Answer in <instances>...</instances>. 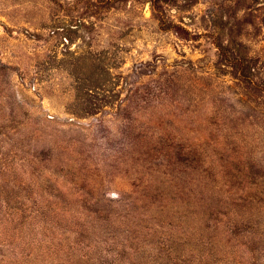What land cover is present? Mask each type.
Listing matches in <instances>:
<instances>
[{
    "label": "rangeland",
    "instance_id": "rangeland-1",
    "mask_svg": "<svg viewBox=\"0 0 264 264\" xmlns=\"http://www.w3.org/2000/svg\"><path fill=\"white\" fill-rule=\"evenodd\" d=\"M0 264H264V0H0Z\"/></svg>",
    "mask_w": 264,
    "mask_h": 264
}]
</instances>
